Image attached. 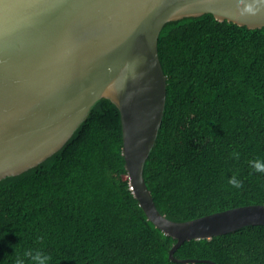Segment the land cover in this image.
I'll list each match as a JSON object with an SVG mask.
<instances>
[{
    "label": "trees",
    "instance_id": "16d2710c",
    "mask_svg": "<svg viewBox=\"0 0 264 264\" xmlns=\"http://www.w3.org/2000/svg\"><path fill=\"white\" fill-rule=\"evenodd\" d=\"M159 54L167 103L144 176L160 212L183 222L264 204V173L250 164L264 162V27L184 18L164 27ZM176 242L131 189L121 113L108 99L59 152L0 181V264L28 250L49 264H212L172 261ZM175 257L264 264V225L186 241Z\"/></svg>",
    "mask_w": 264,
    "mask_h": 264
},
{
    "label": "water",
    "instance_id": "95a60500",
    "mask_svg": "<svg viewBox=\"0 0 264 264\" xmlns=\"http://www.w3.org/2000/svg\"><path fill=\"white\" fill-rule=\"evenodd\" d=\"M252 0H0V181L21 175L59 152L101 99L120 110L123 155L131 189L148 219L177 240L170 258L193 239L264 225V204L189 221L161 213L144 167L167 103L159 37L169 23L213 14L251 29L264 27Z\"/></svg>",
    "mask_w": 264,
    "mask_h": 264
},
{
    "label": "clouds",
    "instance_id": "9594fccd",
    "mask_svg": "<svg viewBox=\"0 0 264 264\" xmlns=\"http://www.w3.org/2000/svg\"><path fill=\"white\" fill-rule=\"evenodd\" d=\"M240 3H244V0H240ZM261 6H264V0H252V3L245 4L242 9H239L241 15L245 13L257 14L260 11ZM232 156L236 159H239V153L233 152ZM251 167L260 173H264V162L260 160H254L250 162ZM228 183L232 185L236 189L243 188V182L238 180L235 175H233L229 180ZM30 261V264H49L51 260L50 255H46L42 251H25L23 256L16 254L15 264H25V260Z\"/></svg>",
    "mask_w": 264,
    "mask_h": 264
}]
</instances>
